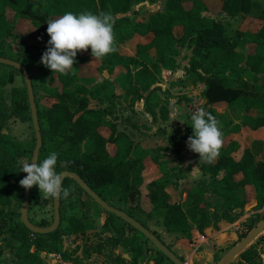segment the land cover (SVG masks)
Returning <instances> with one entry per match:
<instances>
[{
  "label": "trees",
  "instance_id": "trees-1",
  "mask_svg": "<svg viewBox=\"0 0 264 264\" xmlns=\"http://www.w3.org/2000/svg\"><path fill=\"white\" fill-rule=\"evenodd\" d=\"M137 1L0 0V57L23 64L31 75L43 140L39 160L46 158L52 151L57 152L58 172L76 173L110 205L112 204L105 193L109 191L108 194L111 196L118 194L121 204H131L145 214L146 223L136 220L161 241L160 235L147 225V222L154 218L162 221L168 234H175L190 242L195 233L205 235L206 230L211 227L215 231H220L226 225L237 222L242 217L247 204L246 187L250 186L254 189L258 207L262 206L264 160L259 158L262 151L255 153L252 149H247L241 159L236 161L233 155L238 152L240 145L232 141L226 148L221 147L219 155L211 163L200 161L199 154L196 153L197 165L203 175L209 179L194 183L191 188L187 189L189 208L186 209L187 204L184 206L179 202H173L174 192L172 190L175 191L180 187L178 175L173 173L178 167L165 169L166 165L175 163V161L161 160L160 155L171 150L176 155H180L184 149L194 153L186 145L188 137L192 135L190 122L187 124L184 135L172 133L165 140L168 142L167 146L140 148L135 155L134 142L127 133L119 131L114 123L118 119L114 116L116 114L115 97H117L113 93V88H116L115 84L109 80L96 83V80L92 78L76 79V75H71L69 70L67 73H59L61 86H56L54 81H50L47 86L43 85L42 89H45L51 105L49 108L41 109L36 83L30 70L34 61L37 60L35 54L43 55L47 47L39 49L36 45L24 43V36L16 32L18 21L28 20L39 31L40 35L37 39L43 40L42 34L47 29L46 22L66 11L73 13L90 11L94 14L110 12L113 17L115 51L99 59L101 65L98 70L113 75L117 68L124 69V74L115 81L123 92L119 97L124 98L131 109L137 102L144 99V94H147L145 109L156 120V115L151 110V103H148L153 92L152 88L159 82L164 71L177 69V60L182 51L189 49L192 51V58L187 72L195 79V82L205 85L203 95L207 105L225 103L230 108L236 107L245 112L241 124L230 122L222 125L218 122L223 138L229 134L239 133L242 126L252 130L263 128L264 8H259L254 0H222V13L225 17L216 20L206 15L208 8L202 0H164L161 11L152 13L149 19L144 21L138 19V13L134 17L130 16ZM140 1L150 3L151 0ZM187 2L193 3L189 10L184 7ZM10 12L13 13L12 18L9 16ZM240 16L260 19L261 29L257 33L241 30L233 32L228 25V20L233 21ZM178 29H181L180 34L177 33ZM148 36L152 37L151 40L145 44H137L133 56L125 54L121 48L122 45L131 42L136 37L146 38ZM7 44L12 53L11 56L6 50ZM248 45L255 47L253 54L245 52ZM39 50L41 52L37 54ZM91 58L90 48L85 58L78 51L73 65L88 63ZM8 68L11 70L7 77L0 75V87L2 88L7 84H14L13 72L20 73L12 67ZM37 68L41 70L40 66ZM247 73L253 77L256 84L261 86L262 91L257 97L245 95L244 85L238 83ZM44 75L47 76V74H43V79H46ZM10 96L11 104L8 105L4 95L0 92V238L9 236V246L14 242L17 244L14 255L20 264H44L39 257V252L46 248L50 253L63 252L64 236L61 233V224L54 233L40 235L30 232L21 221L17 208L22 206L25 188L19 184L20 179L24 177V173L20 172L19 161L29 155L28 142L27 144L19 142L4 130L10 120L32 123V117L26 86L13 87ZM92 100L106 104V107L91 108ZM161 109L162 118L165 121L168 111L164 106ZM253 110H256V116L251 114ZM261 112L263 114H260ZM101 128H109V138L102 136ZM32 131L35 142L30 155H33L36 145L33 127ZM109 144L116 148V153L109 162L102 163L92 160L109 156ZM148 157L162 170L163 174L158 180L146 186L151 210L145 212L140 202L141 188L144 184V161ZM60 161L65 163L61 164ZM239 175L241 178L237 180ZM71 182L81 194L84 193L89 197L71 179H66L63 186L71 187ZM34 187H32L30 200L34 197ZM61 203L63 204L62 198ZM132 210L130 208V211ZM126 213L134 218L131 212ZM263 219L264 217L253 221L257 224ZM47 225L48 222L43 221L40 227ZM70 225L74 228V232H80L84 227L83 221L75 217L70 220ZM126 226L136 234V238L128 241L126 245L131 246L130 255L133 262L137 263L145 253L144 244L137 236L141 234L130 225L126 224ZM48 241H52L49 245L50 249L46 246ZM32 248L35 249L34 252ZM219 250L214 252L215 261L219 258ZM159 254L161 259L156 264H167L166 262L172 264L162 253L159 252ZM258 255L257 247L253 245L240 255V260L235 264L258 263L260 261Z\"/></svg>",
  "mask_w": 264,
  "mask_h": 264
},
{
  "label": "rangeland",
  "instance_id": "rangeland-1",
  "mask_svg": "<svg viewBox=\"0 0 264 264\" xmlns=\"http://www.w3.org/2000/svg\"><path fill=\"white\" fill-rule=\"evenodd\" d=\"M42 1V0H41ZM220 0H213L211 2H209L208 5V11L210 14L214 15L215 19L220 20L221 14H219V2ZM163 2L164 0H151L150 3H144L140 0H138L136 2L135 7L132 10V13L130 14L131 17H134L135 14L138 13L139 16V20H144L147 21L149 19V17L151 16L152 13L157 12V11H161L162 7H163ZM254 2L257 3V5H259V8H264V0H254ZM186 7H189V4L186 5ZM11 15L9 14L10 18L13 17V13L10 12ZM244 29H248V27H244ZM16 32L20 33L21 35H23L25 38L29 39L28 41H35L37 40V37H39V31L36 27H34L30 21L28 20H20L18 21L17 24V29ZM44 34L47 33V31L45 30L43 32ZM135 46V42L134 43H127L124 44L122 47L126 48V49H130L133 50ZM6 50L8 52V55L11 56L12 53L10 52L9 49V44L6 45ZM47 48L44 50L46 51ZM85 51V53L83 55H88L89 54V49L87 50H83ZM189 53L187 52V50L183 51L181 56L178 59V66L180 68V70L184 71V67H186L187 65V60ZM99 65L98 60H95L94 58V62L92 63H88L86 66H83L82 64H75V68L73 69L71 68L69 71H71V75H76V79L80 78V77H100L98 76L99 71L97 70V66ZM7 69L3 68L2 66H0V75L7 77L9 75L10 72H4ZM78 70V72H77ZM32 71V76L35 80L36 83V88H37V95H38V102H39V106L41 109H46L49 108L51 105V101L50 99H48V95L45 92V89L43 87V85H48L49 81H54V84L56 86H61L62 82L60 80V78L58 77L59 74H54V78H46L43 79V74H41V70H39L37 67H32L31 68ZM14 75H16L15 77V81H14V85L15 86H19V87H25V81L22 78V75L18 72H13ZM119 73H117L118 75ZM56 75V76H55ZM47 77H48V73H47ZM98 80V79H97ZM163 77H160L159 81L162 82ZM160 82V83H161ZM117 89L114 88L113 92L116 91ZM119 103V108L118 111L120 112V114L122 115L121 117H124L126 115H131V108L129 106V103L126 102H118ZM90 104H93L92 102H90ZM190 107V106H188ZM184 107L182 108V110L180 111V113L177 115V118L175 117L172 122H168V126H166V135H168V137L171 136L172 131H181L182 126H187V124L190 122V113L188 111V109ZM128 113V114H127ZM131 117V116H129ZM139 118L137 116V112H134V119ZM146 121H149V119L147 118ZM124 124L128 127H131L129 122H124ZM32 123H22L19 120H12L8 123L7 128L5 129V133H9L10 135H12L14 137V139H16L19 142H23L26 143L28 142V150H29V155L28 157H26L24 160L25 162L30 163L32 156L30 155L32 152V148L34 145V139H33V131H32ZM156 128H151V130H146L144 131V133L141 134H146L148 137H152L154 134V130ZM135 140L140 141V134H136L133 135ZM145 137V135H144ZM168 137L166 139H168ZM247 134L242 135L241 140L242 142H244V144H246L245 139L247 138ZM30 142V145H29ZM151 146L155 145V142L152 141V143H150ZM258 142H256L255 144L251 145L253 151L256 153L257 151H262L263 152V146H260L257 148ZM35 149V147H34ZM33 149V150H34ZM172 151V150H171ZM173 152L170 153H166L163 155L164 159H172L175 158L177 160V165L176 167H178L177 170L173 171L174 174L178 175V179H179V185L180 187H182L181 185L188 179H194V181L196 183H198L197 181H199V178H197L198 173V168L196 171L192 172L193 168H196V164L195 163V158L194 156L196 155V153H191L189 151H182L180 155L175 156ZM184 153V156H182ZM194 155V156H193ZM263 160H264V153L262 154ZM162 158V157H161ZM163 159V158H162ZM180 166L182 168H180ZM165 169L169 170L170 169V165H166ZM172 171V170H171ZM145 174L146 176H148L150 179L155 178V177H160L162 174V172H159L158 168L156 167V165L150 161V159H146L145 161ZM24 176H26V173H24ZM203 180H200L199 182H202ZM71 188L73 189V191L70 193V196L68 198H62V223H61V233L64 236L63 240V248L65 246V238H67V243H69V249L67 251V256L70 257L72 260L79 262L80 264H132L130 262H125V256L122 257H118L115 254V250L120 249L122 251V253L125 254H130L129 250L131 249L130 245H126V243L129 241H132L133 239L136 238V234L129 228L126 226V224H124L122 221L117 220L116 218H114L113 216H108L103 209H101L94 201H92L91 198L87 197L84 193H80L81 198H76L75 194L79 191L77 189V187L75 186V184H73L71 182ZM146 187H144L145 189ZM146 190V189H145ZM109 192V191H108ZM108 192H106L105 194L107 195L106 197L108 198L109 202L112 204V206H116L119 208H122L123 211L125 212H131L135 218L141 220V221H145L147 220V217L144 216L145 218L143 219L142 216L137 215L134 210H138L135 209V207L130 206V208H132L133 210L130 211V209L128 210V208H126L125 204H121L119 202V195L116 194L114 196H111V194H108ZM19 195L21 193H18ZM85 195V196H84ZM105 197V196H104ZM105 197V198H106ZM81 199H86V202L81 203ZM42 197L40 194V191L38 189L37 186L34 187V197L32 198V200H30V206H29V218L31 220V222L37 226H41L43 221H47L48 225L44 226V227H48L50 225H52L53 221H54V209H53V199H48V202L44 203L42 202ZM141 203L144 207L147 208L148 206V199L146 197L145 194L141 193ZM78 205V209H76V205ZM122 206V207H121ZM18 212H21V208L20 206H18L17 208ZM252 208H247V212H251ZM140 211V210H138ZM245 213L243 212V215H247L248 219L246 220L245 223H241L240 225L236 226V233H237V237H238V241L236 240V242L231 243L230 245L227 246L228 242L230 241L229 237H234V234L228 235V237L226 236L225 238H222V241H226L225 244H222L221 246H226V247H219L216 246V244H214V239L211 238V233L205 234L206 237L209 238V240L203 244H201L198 248V250H196L195 247H192L193 244V239L190 241L189 246V250L187 252V254L190 253L191 254H197L194 255L192 257V259L190 260V262L187 263V258L186 257H181L179 255V252L177 250H175L171 245H169L168 240H166L165 238H160L162 239V241L171 248V250L173 251V253L180 257L184 263L186 264H216L219 259L228 251L230 250L233 246H235L238 242H240L241 239H243L254 227H256L260 222H262L263 220H261L259 223L255 224L257 220H260L261 218L264 217V199H263V204L261 207L255 208V211L252 213ZM1 214V212H0ZM242 215V216H243ZM72 217H75L76 219H80L83 221V229L80 232H74V228L70 225V220L72 219ZM253 220H256L255 222ZM18 223V221L16 222ZM251 226H253L251 228ZM212 228V227H211ZM233 233V228L232 230H230ZM122 233H124V235H122ZM140 240H142L143 244H144V248H145V253L143 255V257L140 258L141 262L144 259L148 260V261H154L155 263H157V261H159L161 259V255L159 254L158 250L147 240L142 236V235H137ZM71 237H74L75 240L70 239ZM73 240V241H72ZM264 234L261 235L254 243L253 245H255L257 247V252H258V256L259 260L263 261L261 257H264L263 254V249H264ZM52 241H48L46 246L50 249L49 245H51ZM234 244V245H233ZM253 245H251L250 247H252ZM74 247V248H72ZM249 247V248H250ZM248 248V249H249ZM34 249V248H32ZM221 249V250H219ZM48 249L46 248L44 251L39 252V257H42L43 254L45 253H50L47 251ZM218 251V260H216L215 256L213 257L214 252ZM56 251L52 252L55 253ZM38 253V252H37ZM82 256L83 259L79 258L78 256H75L77 254H79ZM161 253V252H160ZM0 259L6 257L5 255V250L0 248ZM207 256V261H206V257ZM79 260H77L78 258ZM7 260L1 261L3 264L7 263ZM240 258H238L233 264H235L237 261H239ZM9 261V260H8ZM206 261V262H205ZM167 264H170L169 262H166Z\"/></svg>",
  "mask_w": 264,
  "mask_h": 264
},
{
  "label": "crops",
  "instance_id": "crops-1",
  "mask_svg": "<svg viewBox=\"0 0 264 264\" xmlns=\"http://www.w3.org/2000/svg\"><path fill=\"white\" fill-rule=\"evenodd\" d=\"M38 1H40V0H38ZM202 1L204 2V4H206V6L208 8L209 2H211L213 0H202ZM219 2H221V3H219V11H220L219 14H221V17L224 18L225 14L222 13V0H220ZM187 4H189L188 8L186 7ZM192 5H193L192 2H187L184 4V7L187 10H189L192 7ZM206 15L209 18L215 19L214 15L210 14L209 11L206 13ZM216 20H218V19H216ZM228 23H229L228 25L230 26L231 30H233V32H235L236 30H241L244 32L257 33L262 27V21L256 17L240 16L236 20H233V21L228 20ZM244 27H248V29H244ZM180 32H181V29H178L177 33L180 34ZM42 35L44 38L43 40L37 39L35 41H28L29 39L24 37L23 42L27 43V44H31V45H36L39 49H42L45 46L47 47V42L50 39V37L48 36L47 33L46 34L43 33ZM151 38H152L151 36H148L146 38L136 37L134 40H132L130 42V43L135 42V46H134L133 50L126 49V48L122 47L123 45L121 46V48L123 49L125 54L133 56L135 54L137 44L148 43L151 40ZM185 50H187V52L189 53V55H188L189 59L187 60L186 67H184V71L180 70L179 66L174 71H164V73L162 75V77H163L162 82L159 81L152 88L153 92H152V95L150 96L151 98L149 99L150 101L148 103H151V107H152L151 110H152V112L155 113L156 120H154V118L152 117V114L147 112L145 109V102L147 101V98H148L147 94H144V99L137 102L133 109H130L131 115H126L124 117V119H123V117H121L122 115L118 111V108H119L118 102H121V101L126 102V101L124 100V98L119 97L122 95L123 92H122V89L118 87V84H116V81H115L121 75L124 74V69H122L121 67L117 68L113 75H109L108 72L104 71V72L98 73L99 74L98 76H100V77H93V76L85 77L87 79H91V78L95 79L96 83H103L105 80H109V81L113 82V84H115V87L117 90L114 91L113 93H115L117 97H115V104H116L115 112H116V114L114 116L115 117L117 116L118 119L115 120L114 123L117 125V128L119 131L127 133L129 135V137L131 138V140L134 142L135 155H137L140 148H156V147L164 146V145L167 146L168 142L165 140L168 137V135H166V129L165 128H166V126H168V124L170 122L173 123V119L175 117L177 118V115L180 113V111L184 107H186L188 109V106H191L193 104H199L202 106V109L206 113H210L217 120V122H219V124H222V125H226L230 122H232L234 124H241L243 121V118L245 117V112H243V110L238 109L236 107L230 108L225 103H220V104H216L213 106L207 105L206 100H205L204 95H203L204 91L206 89L205 85L203 83H200V82H195L194 81L195 79H193L190 76V74H188V72H187V69L189 68L190 60L192 58V51L189 49H184L183 51H185ZM239 51H241V49H239ZM254 51H255V47L253 45H248L247 48L245 49V52H247L249 54H253ZM40 52H41V50L37 51L36 53L39 54ZM80 53H81L83 58H85L87 56V55H83L85 53V51H83V50H81ZM35 56L37 57V60L34 61L35 63L33 64V67L34 66H36V67L40 66L41 67V71H40L41 74H47L48 73V77L46 75H44V76H46L49 79L54 78V74H59V73H53L52 70H49L48 68L43 66V64H41L40 61H41L42 55L37 56L35 54ZM97 60H98L99 65L96 68L98 70L101 63H100L99 59H97ZM92 62H94V57H92L88 63H92ZM88 63L82 64V65L86 66ZM177 63H178V60H177ZM78 64H80V63H78ZM3 68L7 69L4 72H10V70H11L8 67H3ZM72 68L76 69L75 65H73ZM77 72H78V70H77ZM31 73H32V71H31ZM117 73H119V74L117 75ZM14 76H16V75H14ZM80 78H84V77H80ZM49 83H50V81H49ZM238 83H240V85H244L245 95H249L251 97H257L260 95V92L262 91L260 84H256L253 81V77L248 73L245 74L239 80ZM13 87H15L14 84H7L3 88L0 87V92L4 95L8 105L11 104V96L10 95H11ZM111 92H112V90H111ZM91 102L94 103V105L90 104L91 108H104V107H106V104L105 105L100 104V103H98V101L92 100ZM163 106L168 111V117H167V119H165V121L162 118L163 112H162L161 108ZM134 112H137V116L139 118L134 119ZM251 114L253 116H256L257 115L256 110H253L251 112ZM260 114H263V112H261ZM129 116H131V117H129ZM147 118L149 119V121H146ZM13 120H15V119H13ZM10 121H12V120H10ZM124 122H129L131 127L127 128V126L124 124ZM7 126H8V124H7ZM186 127L187 126L181 127L182 132L181 131H172V133L184 135L185 131H186ZM151 128H156L154 130V134L152 137H148L146 134H144L145 135V137H144V135L141 134V133H144L145 129L151 130ZM4 132H5V130H4ZM100 133L105 138H109V136H110L109 128H101ZM7 134H9V133H7ZM136 134H140V139H139L140 141L135 140L133 135H136ZM244 134H247V136H248L245 139L246 144H244V142L240 141L242 135H244ZM152 141L155 142L154 146H151V144H150V143H152ZM232 141H236L240 145V149L238 150V152H236L233 155V157L236 161H239L241 159V157L243 156L244 152L247 149H252L251 145L255 144L256 142H258L257 148L260 146H263V152L259 156L260 159H263L262 154L264 153V127L260 128L258 130H252L249 127L242 126L241 131L239 133L229 134L225 138H223L222 147L226 148L228 146V144ZM182 151L184 152L187 150L184 149ZM170 152H172V151L163 152L160 156L163 158V159L161 158V160H164V161L173 160V161H175V163L170 164V169H173V167L178 166L176 163L177 160L175 158L164 159V157H163L164 154L170 153ZM108 153H109V156H107L105 158H100V159L93 158L92 160L100 161L102 163L109 162L111 160V158L116 153V148L114 145H112V144L108 145ZM182 154H183L182 156H184V153H182ZM174 155L178 156L175 153H174ZM194 158H195V156H194ZM146 159H150V157H148ZM145 161H144V165H145ZM150 161H152V160L150 159ZM195 163H197L196 160H195ZM196 166L198 168V173H199L197 175V178L200 177L199 181L209 179V177H206L203 175V173L200 171L197 164H196ZM156 167L158 168L159 172H162V170H160L157 165H156ZM180 168H182V167L180 166ZM145 173L146 172L144 170V172H143L144 184L141 188V191H142L141 193L146 195V197L148 199V206H147V208L144 207L141 202H140V204H141L140 206L146 212V211L151 210V205H150L149 198L147 196V192H146L147 190H145L146 188L144 189V187H146L147 184H149L155 180H158L162 175L160 177L158 176V177L150 179L148 176H146ZM161 174H163V173H161ZM240 178H241L240 175L237 176V180ZM199 181H197V182H199ZM194 183H196L194 181V179H188L181 185L182 187H179L175 191L172 190V192H174L173 202H179L182 205L186 206V204L188 202V190L187 189L191 188V186ZM169 189H168V191L171 192ZM245 191L247 193V204L245 206L244 212L249 213V212H247V208L251 207L252 210L250 213H252L255 211V208L258 207V200L256 197V193H255L254 189L250 186L246 187ZM75 197L81 198L80 191H78L75 194ZM42 200H43L42 202H44V203L48 202V199H42ZM84 202H86V199H81V203H84ZM78 205L79 204L76 205V209H78ZM130 206H133V205L127 204L126 208L130 209ZM114 207L117 209H122V208H119L116 206H114ZM133 207H135V206H133ZM187 208H189V203L186 206V209ZM134 212L137 215L142 216L143 219L145 218L144 217L145 214H142L143 213L142 211L134 210ZM135 219H137V218H135ZM247 219H248V216L243 215L237 222H235L232 225H226L220 231H215L214 228L212 227L211 228L212 229L211 238L214 239L213 240L214 244H216V246H219L222 248L226 247V246H221L222 244H225V242H226L225 240L222 241L221 239L225 238L226 236L228 237V235L232 236L233 234H234V237H229L230 241L228 242L227 246L233 242H236V240L238 241V237H237L235 227L240 225L241 223H245ZM137 220H139V219H137ZM147 225L152 231H156L161 236L162 239L165 238L166 240H168L169 245H171L175 250H177L181 257H186L187 263L190 262V260L192 259V257L194 255H197V254H191V251L189 254H187L188 250L190 249L188 246L190 244L189 240H187L186 238L177 236L175 234H168L166 232L165 228L163 227L161 220H157V219L155 220V218H154L153 220L148 221ZM232 228H233V233L230 231V230H232ZM205 234H208V233H205ZM200 235L201 234H199V233H195L192 239L193 240L198 239ZM8 237L9 236H3L0 238V248L5 250V255H6V257L0 259V264H3L1 261H4L6 259H8L9 261L7 260V263H4V264H20L19 260L16 259L15 255H14L15 254V248H16L17 244L14 242V243L10 244V246H9ZM208 240H209V238H208ZM34 251H35V249H32V252H34ZM114 252L118 257L123 258L126 255L125 253H122V251L120 249H117ZM128 255L131 259L129 260V259L125 258V262L127 261V262H130L132 264H140L146 260V259H144L141 262L134 263L131 255L130 254H128ZM214 256L215 255L213 254V257ZM205 258L207 261V256ZM261 258L263 261L260 260L258 263H254V264H264V257H261ZM139 261H140V259H139ZM149 263L150 264H156L154 261H149ZM205 264H208V263H205Z\"/></svg>",
  "mask_w": 264,
  "mask_h": 264
},
{
  "label": "clouds",
  "instance_id": "clouds-1",
  "mask_svg": "<svg viewBox=\"0 0 264 264\" xmlns=\"http://www.w3.org/2000/svg\"><path fill=\"white\" fill-rule=\"evenodd\" d=\"M46 23L50 39L40 62L53 73H67L73 67L78 51L90 48L95 60L115 51L113 17L110 12L94 14L90 11H66ZM189 125L192 135L186 141L187 148L199 154L200 161L211 163L219 155L223 143V133L217 120L198 108L191 114ZM57 162L58 153L55 151L43 160L32 159L28 163L21 159L20 172L26 173V176L20 179L19 184L25 189L37 186L42 199L68 198L72 189L63 186ZM196 170L197 167L192 172Z\"/></svg>",
  "mask_w": 264,
  "mask_h": 264
},
{
  "label": "water",
  "instance_id": "water-1",
  "mask_svg": "<svg viewBox=\"0 0 264 264\" xmlns=\"http://www.w3.org/2000/svg\"><path fill=\"white\" fill-rule=\"evenodd\" d=\"M0 65L12 67L18 70L24 78L26 89L28 93V101L30 105L32 126L35 132L36 145L33 151L32 159L39 160L40 151L43 146L41 128L38 117V109L35 101V94L32 84V78L27 68L14 60L0 57ZM31 159V161H32ZM61 181L62 184L66 179L73 180L103 211L114 215L121 219L126 224L130 225L138 231L147 241H149L159 252H161L172 264H185L181 258L176 256L173 251L163 243L153 232L144 227L140 222L131 217L125 211L115 208L108 202L103 200L96 192H94L76 173L70 171H63ZM32 188L24 189L23 202L21 206V221L23 225L32 233L47 235L57 231L61 224V199L53 200L54 221L48 227H39L33 224L29 218V206L31 199ZM206 233H212V229L206 230ZM264 234V220L254 227L243 239L240 240L235 246L228 250L216 264H233L242 253H244L253 243ZM67 248V238H65V246L63 251ZM126 259H131L129 255H125Z\"/></svg>",
  "mask_w": 264,
  "mask_h": 264
},
{
  "label": "built area",
  "instance_id": "built-area-1",
  "mask_svg": "<svg viewBox=\"0 0 264 264\" xmlns=\"http://www.w3.org/2000/svg\"><path fill=\"white\" fill-rule=\"evenodd\" d=\"M198 108H202L201 105L199 104H193L190 107H188V111L190 113V115L195 112ZM70 239H74V237H71ZM72 240V241H73ZM208 240V237H206V235H200L198 239H194L193 240V244L192 247H195L196 250H198L199 246L203 243H205ZM69 247V243H67V248L65 251L63 252H55V253H44L42 257H40L44 264H80L79 262H76L74 260H72L70 257L67 256V251ZM74 248V247H72ZM78 256L79 258L83 259L82 256L79 254L75 255ZM77 257V258H78ZM79 258L77 260H79ZM140 264H150L148 260L143 261ZM186 264V263H185Z\"/></svg>",
  "mask_w": 264,
  "mask_h": 264
}]
</instances>
